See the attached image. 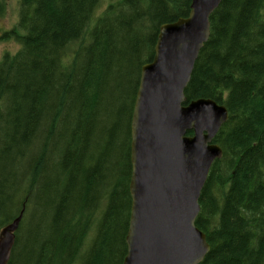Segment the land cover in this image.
<instances>
[{
  "label": "trees",
  "instance_id": "obj_1",
  "mask_svg": "<svg viewBox=\"0 0 264 264\" xmlns=\"http://www.w3.org/2000/svg\"><path fill=\"white\" fill-rule=\"evenodd\" d=\"M100 2L18 0L17 25L0 33L19 45L0 58V229L23 210L8 264L126 255L141 67L191 0H118L97 18ZM184 94L229 113L198 200L200 264H264V0H221ZM29 217L39 226L25 239Z\"/></svg>",
  "mask_w": 264,
  "mask_h": 264
},
{
  "label": "water",
  "instance_id": "obj_2",
  "mask_svg": "<svg viewBox=\"0 0 264 264\" xmlns=\"http://www.w3.org/2000/svg\"><path fill=\"white\" fill-rule=\"evenodd\" d=\"M220 1L192 0L186 17L161 25L154 56L141 68L130 123L131 206L122 264H198L208 251L195 220L210 167L222 157L213 139L228 113L211 98L187 101L184 90ZM22 215L0 231V264H8Z\"/></svg>",
  "mask_w": 264,
  "mask_h": 264
},
{
  "label": "rangeland",
  "instance_id": "obj_3",
  "mask_svg": "<svg viewBox=\"0 0 264 264\" xmlns=\"http://www.w3.org/2000/svg\"><path fill=\"white\" fill-rule=\"evenodd\" d=\"M117 1L118 0H101L97 9L94 12V15L96 16L100 15L105 10L107 5H109V3H115ZM18 10H19L18 0H0V33L2 31H6V30L8 31L17 25ZM18 50H19V45L18 43H16L14 39L0 42V58L5 52H8L9 54H14ZM115 157L118 158L117 156ZM113 161H114V157H112V162ZM38 226H39L38 219L34 217L31 218L29 217L22 227L23 237L27 239L29 235L35 233L36 231L35 229ZM114 263L119 264L117 256L114 260Z\"/></svg>",
  "mask_w": 264,
  "mask_h": 264
},
{
  "label": "bare ground",
  "instance_id": "obj_4",
  "mask_svg": "<svg viewBox=\"0 0 264 264\" xmlns=\"http://www.w3.org/2000/svg\"><path fill=\"white\" fill-rule=\"evenodd\" d=\"M191 1H192V0H191ZM220 2H221V1H220ZM190 4H191V3H190ZM219 5H220V3H219ZM219 5H218V6H219ZM218 6H217V8H218ZM217 8H216V9H217ZM216 9H214V11H215ZM214 11H213V12H214ZM189 12H190V8H189ZM189 12H188V14H189ZM213 12H212V13H213ZM212 13H211V14H212ZM210 16H211V15H210ZM96 17H97V16H96ZM97 18H98V17H97ZM179 18H181V17H179ZM179 18H177V19H179ZM94 19H95V18H94ZM177 19H176V20H177ZM209 19H210V17H209ZM95 20H96V19H95ZM95 20H94V21H95ZM176 20H175V21H176ZM17 21H18V20H17ZM96 22H97V21H96ZM17 23H18V22H17ZM170 23H171V22H170ZM91 24H92V22H91ZM164 24H166V23H164ZM161 25H163V24H161ZM161 25H160V26H161ZM159 28H160V27H159ZM86 30H87V28H86ZM90 31H91V30H90ZM90 31H89V33H90ZM158 32H159V30H158ZM85 33L87 34V31H85ZM209 34H210V29H209ZM87 35H88V34H87ZM157 35H158V34H157ZM117 36H118V35H117ZM261 37H262V36H261ZM85 38H86V36H85ZM87 41H88V40H87ZM16 43H17V42H16ZM111 43H112V42H111ZM121 43H122V42H121ZM155 44H156V43H155ZM115 45H116V44H115ZM203 46H204V45H203ZM153 48H155V46H154ZM120 49H121V48H120ZM201 49H202V48H201ZM201 49H200V50H201ZM153 52H154V51H153ZM153 56H154V54H153ZM198 56H199V55H198ZM112 57H113V56H112ZM197 58H198V57H197ZM26 60H27V59H26ZM151 60H152V59H151ZM149 62H150V61H149ZM112 63H113V62H112ZM147 63H148V62H147ZM145 64H146V63H144L143 65H145ZM143 65H142V67H143ZM142 67H141V68H142ZM140 76H141V71H140ZM139 82H140V78H139ZM138 86H139V85H138ZM20 91H21V90H20ZM136 93H137V92H136ZM199 98H200V97H199ZM134 102H135V101H134ZM222 105H223V104H222ZM224 106H225V105H224ZM227 113H228V110H227ZM92 115H93V114H92ZM228 115H229V113H228ZM228 118H229V117H228ZM227 121H228V119H227ZM227 121H226V122H227ZM226 122H224V123H226ZM224 123H223V124H224ZM223 124H222V125H223ZM22 125H23V124H22ZM222 125H221V127H222ZM221 127H220V128H221ZM219 130H220V129H219ZM219 130H218V131H219ZM217 133H218V132H217ZM214 138H215V137H214ZM49 139H50V138H49ZM213 142H214V139H213ZM214 143H215V142H214ZM216 144H217V143H216ZM217 145H218V144H217ZM218 146H219V145H218ZM219 147H220V146H219ZM220 148H221V147H220ZM221 150H222V149H221ZM226 151H227V150H226ZM222 156H223V152H222ZM0 159H1V158H0ZM220 159H221V158H220ZM216 160H218V159H216ZM216 160H215V161H216ZM215 161H214V162H215ZM214 162H213V163H214ZM213 163H212V164H213ZM211 166H212V165H211ZM210 168H211V167H210ZM93 193H94V192H93ZM97 197H98V196H97ZM42 220H43V219H42ZM203 233H204V232H203ZM204 235H205V233H204ZM205 238H206V235H205ZM206 242H207V240H206ZM207 244H208V242H207ZM209 249H210V245L208 244V251H209ZM208 251H207V253H208ZM207 253H206V254H207ZM205 256H206V255H205ZM205 256H204V257H205ZM203 259H204V258H203ZM203 259H202V261H203ZM202 261H200L198 264H200Z\"/></svg>",
  "mask_w": 264,
  "mask_h": 264
}]
</instances>
